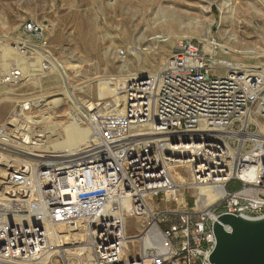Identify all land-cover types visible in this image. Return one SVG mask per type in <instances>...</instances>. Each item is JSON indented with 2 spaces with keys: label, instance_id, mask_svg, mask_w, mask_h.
Listing matches in <instances>:
<instances>
[{
  "label": "built area",
  "instance_id": "2783aa9c",
  "mask_svg": "<svg viewBox=\"0 0 264 264\" xmlns=\"http://www.w3.org/2000/svg\"><path fill=\"white\" fill-rule=\"evenodd\" d=\"M15 48L51 70L39 25L26 24ZM227 54L214 40L178 41L157 74L126 82L121 111L98 103L75 115L90 130L78 155H36L45 138L31 102L19 103L0 124V154L11 159L0 264H71L58 247L69 229L91 244L89 264H211L220 215L264 218V62L250 70ZM203 188L220 194L210 203Z\"/></svg>",
  "mask_w": 264,
  "mask_h": 264
},
{
  "label": "rangeland",
  "instance_id": "374dc122",
  "mask_svg": "<svg viewBox=\"0 0 264 264\" xmlns=\"http://www.w3.org/2000/svg\"><path fill=\"white\" fill-rule=\"evenodd\" d=\"M230 1L232 15L222 6L224 0H0V55L2 47H16L18 36L29 23L43 29L53 54L49 72L28 67V75L36 74L32 80L17 70L22 76L14 81L11 67L5 70L0 62V124L19 103L29 101L31 121L37 127L43 126L44 116L53 115L61 136L79 141L82 148L90 130L74 124L71 115L88 110L85 102L103 107L114 104L128 76L157 74L184 38L200 43L214 40L224 46L229 59L245 68L260 69L264 62V0ZM155 36L170 40L155 41ZM15 51L29 62V56ZM52 70L69 77L65 80ZM56 98L62 100L55 107L52 102ZM259 121L264 129V120ZM239 187L238 182H231L228 188ZM127 223L131 235L140 230L135 218ZM73 243L65 240L60 250L91 249L86 239L83 245ZM66 259L79 263L74 257ZM64 260L58 257L53 263L64 264Z\"/></svg>",
  "mask_w": 264,
  "mask_h": 264
},
{
  "label": "bare ground",
  "instance_id": "6f19581e",
  "mask_svg": "<svg viewBox=\"0 0 264 264\" xmlns=\"http://www.w3.org/2000/svg\"><path fill=\"white\" fill-rule=\"evenodd\" d=\"M222 6L226 10H228V14H230V15L233 14L234 6L230 0H224V3ZM168 23H170V25L177 24L176 21L175 22L169 21ZM160 26H162V25H158L157 27H160ZM154 40L155 41L160 40V42H166V41H169L170 38H168V37L163 38L162 36H155ZM2 49L3 50L1 51L0 62L4 66L5 70L10 69V67H11V69L9 70L11 76L13 74H15V72H17V70H20L24 73L23 74L24 77H27V78L30 77V80H32L36 76V74L28 75L27 74L28 73L27 71H29L28 67L33 68L32 70L35 72L41 71L39 69L40 66H38V64H34V65L29 64V62H27V60H26L27 58L25 59L23 56H20L19 54H17V52L15 51L16 50L15 48L7 45L6 47L5 46L2 47ZM52 60L53 59H51V62L53 63ZM23 65H24V67H23ZM239 65H241V64H239ZM35 67H37L38 69H36ZM52 67H53V64H52ZM27 68H28V70H27ZM257 68H258L257 66L256 67L253 66V67H249L248 69L256 70V71L261 70V68L260 69H257ZM22 72H20V73L22 74ZM51 73L62 76V77H64L65 80L67 79V77H69V75H67V73L62 74L58 70H54V71L52 70ZM142 76H146V74L130 75L127 77L126 82L134 80L135 78L142 77ZM120 88H121V86H120ZM90 95H91V93H90ZM98 95H99V90H98ZM123 99H124L123 95H120V96L114 98L113 99L114 104H111V106H114L115 108H117L118 110L121 111L124 107ZM3 100H5V99H3ZM61 100H62L61 98H56L55 100H53L52 103L56 107L60 103ZM85 104H87L88 110L93 109L94 106H96V104H94L90 101L85 102ZM107 107L110 108V104H107ZM75 118H76L75 115H71V119L73 120L74 124H77V126H78L79 122ZM42 119H43V121H41V123H43V126L38 127L37 131H36L37 134H42L43 137L45 138L44 140H42L43 142L37 147L38 149L36 150L37 152H39L38 154L40 156L56 157V156H65V155H78L81 152H83L84 147H82V148L78 147L81 144L79 141H77L75 139H71V140L67 141V138L65 139L63 136H61L60 126L52 122L53 115L44 116V118H42ZM263 127H264V125H263ZM60 145H61V147L63 145H65V146L67 145V146L64 147L62 150H59L58 147H60ZM80 147H81V145H80ZM7 160H11V159L4 154H0V179L4 178L7 174V169H6ZM16 161H18V160H16ZM202 192L203 193L205 192V194L208 195V200L211 203L218 198V196L220 194V189L219 188H203ZM64 232L66 234L64 235L65 237H63L64 238L63 242L66 240L67 242H72V243L75 242L73 244H79V245L85 244V239L83 238V236L80 233H75L74 231H71V232L70 231H64ZM134 242L135 241L133 239V243ZM61 246H63V245H61V243H59L58 247H61ZM90 248L91 249L88 251H85L82 249H76L74 252H69V251H64V250H59V252L62 254L63 257L72 256L74 258H77L80 261V263H82V264H89V262L91 261V259L93 257V248L92 247H90ZM47 262H48V257L41 260L38 264H47ZM66 264H68V262H66Z\"/></svg>",
  "mask_w": 264,
  "mask_h": 264
},
{
  "label": "water",
  "instance_id": "95a60500",
  "mask_svg": "<svg viewBox=\"0 0 264 264\" xmlns=\"http://www.w3.org/2000/svg\"><path fill=\"white\" fill-rule=\"evenodd\" d=\"M214 234L211 264H264V218L222 214L214 224Z\"/></svg>",
  "mask_w": 264,
  "mask_h": 264
}]
</instances>
